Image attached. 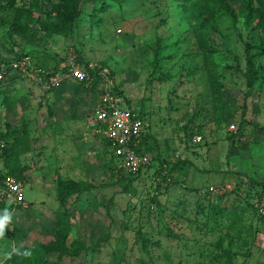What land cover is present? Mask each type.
<instances>
[{"label": "rangeland", "instance_id": "1", "mask_svg": "<svg viewBox=\"0 0 264 264\" xmlns=\"http://www.w3.org/2000/svg\"><path fill=\"white\" fill-rule=\"evenodd\" d=\"M67 7L0 0V141L11 158L0 151V169L24 167L28 201L0 236V264L25 249L32 264H264L261 3L86 0L72 31L46 35L40 22ZM247 48L258 67L249 95ZM73 51L97 71L85 85L33 77L65 69ZM20 54L33 70L13 67ZM109 88L151 124V164L138 175L95 132ZM64 179L92 186L62 202ZM62 236L96 248L59 258Z\"/></svg>", "mask_w": 264, "mask_h": 264}, {"label": "built area", "instance_id": "2", "mask_svg": "<svg viewBox=\"0 0 264 264\" xmlns=\"http://www.w3.org/2000/svg\"><path fill=\"white\" fill-rule=\"evenodd\" d=\"M70 59L67 70L47 71V74H44L41 69L38 74L43 73V75L33 77L46 88L60 85L69 78L79 81L89 80V71L84 64L77 61L75 52L72 53ZM13 67L33 70L31 55L22 56L14 62ZM26 73L29 74L28 71ZM3 77L4 74L0 72V79ZM93 115L96 133L106 138L120 167L129 174H137L151 164V156L141 150L142 138L151 129V124L146 118L134 108L123 103V100L116 96L110 88L103 93ZM231 127L236 128V125L232 124ZM0 146H5V143L0 141ZM210 189L218 191V188L214 186ZM0 200L27 207L25 185L16 176L0 172ZM256 208L259 214L264 215V195L256 202Z\"/></svg>", "mask_w": 264, "mask_h": 264}, {"label": "trees", "instance_id": "3", "mask_svg": "<svg viewBox=\"0 0 264 264\" xmlns=\"http://www.w3.org/2000/svg\"><path fill=\"white\" fill-rule=\"evenodd\" d=\"M68 3V13H66V16L59 15V16H52L51 12H49V15L47 18L42 20L40 22V28L42 31L45 32L46 35L50 36L55 33H66L70 32L73 30L74 24L76 23L79 15L83 11V3L86 0H63ZM259 3H261V8H260V18L264 20V0H258ZM104 1L100 4L101 6H96V9H102ZM16 15H19L16 14ZM15 23L19 24V19L18 16L15 18ZM160 43V40H158V44ZM23 56V55H22ZM21 54L19 57H22ZM246 60H247V70H246V76L248 79V87H249V92L248 95L251 93L252 88L254 87L255 83L257 82L258 79V67L255 61V56L254 54L251 53L250 48L246 49ZM86 68L89 69V72L91 73L92 76H97V71L93 70L89 64L86 65ZM63 70H67V67ZM60 71L58 67H56L53 72ZM170 76L168 74L161 73V78L162 79H168ZM215 79V77H212ZM78 81V80H77ZM81 84H86L88 79L79 81ZM129 107L133 108L132 106L128 105ZM135 110V109H134ZM138 112L141 116L143 111L139 109V111L135 110ZM150 137V132L145 134L142 138L141 141V150L144 151V142L146 139ZM1 139H3V136H0ZM109 146V145H108ZM0 151L5 155L6 159L8 161L11 160L8 151H9V146L6 143L5 146H0ZM0 171L4 174H11L16 176L23 184H24V167H21L19 164L15 163L14 161L11 162L9 165V170H5L4 168H1ZM142 171V170H141ZM140 171V172H141ZM140 172L137 174H130L132 176L138 175ZM92 184H84L83 182L76 181L75 179H64L60 183L59 187V197L62 202H67L70 197L75 195L77 192H81L82 190L89 189L91 188ZM261 191H264V186H262ZM22 205H16L13 202H9L6 200H0V208L2 209L4 216L10 214L18 208H21ZM143 241L146 243L148 239L146 237H143ZM61 242V249L59 253V258H64V257H81L83 252L89 251L90 249H95L96 246H86L85 244H80V243H73L69 244L67 241V238L65 236H62L60 238ZM33 253L32 249H25L23 251H20L18 256L15 255L17 258L15 261H13L12 264H32V258L31 254Z\"/></svg>", "mask_w": 264, "mask_h": 264}, {"label": "clouds", "instance_id": "4", "mask_svg": "<svg viewBox=\"0 0 264 264\" xmlns=\"http://www.w3.org/2000/svg\"><path fill=\"white\" fill-rule=\"evenodd\" d=\"M8 220H9L8 214H6L3 218H0V236L3 235L4 228Z\"/></svg>", "mask_w": 264, "mask_h": 264}, {"label": "crops", "instance_id": "5", "mask_svg": "<svg viewBox=\"0 0 264 264\" xmlns=\"http://www.w3.org/2000/svg\"><path fill=\"white\" fill-rule=\"evenodd\" d=\"M62 84V83H61ZM94 126V125H93ZM95 128V127H94ZM95 132H96V130H95ZM151 133V132H150Z\"/></svg>", "mask_w": 264, "mask_h": 264}]
</instances>
